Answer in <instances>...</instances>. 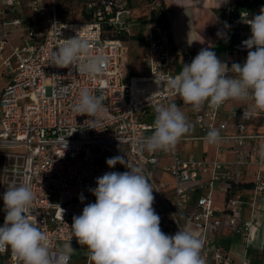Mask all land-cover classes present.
<instances>
[{
	"label": "built area",
	"instance_id": "obj_1",
	"mask_svg": "<svg viewBox=\"0 0 264 264\" xmlns=\"http://www.w3.org/2000/svg\"><path fill=\"white\" fill-rule=\"evenodd\" d=\"M23 5L42 23L29 26L22 45L2 55L10 44V32L23 26ZM161 5L156 0L152 9L157 11ZM261 7L264 0H228L226 23L230 28L224 27V62L229 67L246 61L248 49L242 42L251 36V30L242 18L258 15ZM83 17L60 21L55 0L50 6H45L44 0H0V71L6 73V82L0 87V226L5 218L3 193L9 185L26 181L35 195L32 214L47 235L50 249L55 251L70 241L73 248L86 251V264H90L86 247L72 238L70 226L85 205L95 202L89 189L97 186V177L128 170L119 163L113 168L106 164V159L120 155L143 168L154 189L153 208L164 233L174 235L181 229L201 238L205 264H251L246 254L241 262H234L216 235L228 229L240 235L247 246L264 249V160L258 154L259 145L264 143V112L242 119L246 103L229 100L217 110L205 103L197 112L189 105L187 117L182 99L160 81L177 75L189 61H180L173 40L159 31L155 21H150L145 70L130 75L124 84L121 66L134 22L131 1L88 0L83 4ZM77 34L90 42L94 52L108 57L102 75L89 77L75 67L49 65L50 52L63 43L62 39ZM59 85L68 86V93L55 97L52 92ZM82 87L104 97L96 129L84 124L90 119L87 115L73 111ZM161 103H175L195 133L182 137L172 151L140 153L134 141L152 134L154 107ZM212 128L222 137L215 144L214 155L191 151L185 156L180 142L206 140ZM157 170L162 171L160 179ZM218 194L222 199L215 206ZM247 204L251 206L250 217L245 215ZM258 207L263 208L260 216ZM259 225H263V233L258 239L255 231ZM73 256L74 251L70 264H80ZM0 261L22 264L10 248L0 251Z\"/></svg>",
	"mask_w": 264,
	"mask_h": 264
},
{
	"label": "clouds",
	"instance_id": "obj_2",
	"mask_svg": "<svg viewBox=\"0 0 264 264\" xmlns=\"http://www.w3.org/2000/svg\"><path fill=\"white\" fill-rule=\"evenodd\" d=\"M242 19L251 30V36L242 42L248 49L242 65L233 63L229 67L214 51L203 48L177 75L160 83L166 84L173 95H178L185 105L197 112L205 103L217 110L229 100L246 103L242 119L264 112V7L258 15L251 18L245 15ZM225 27L230 28V25L225 22ZM217 35L225 38L227 33L218 31ZM60 36L61 32L58 38ZM62 40L63 43L50 52L49 65L75 67L79 74L89 77L105 72L108 57L103 52H94L88 40L78 34ZM67 93L68 86L59 85L52 95L60 97ZM103 101V96L82 87L73 111L87 115L90 119L84 124L96 129L104 111ZM154 112L152 134L134 141L140 153L172 151L192 130L185 113L175 103L158 104ZM205 139L209 144H217L222 137L218 129L212 128ZM258 154L264 160V143L259 145ZM118 163L128 170L110 171L97 177V186L89 189L95 202L85 205L82 213L73 217L70 226L72 238L86 247L90 264H205L201 238L187 230L179 229L174 235L161 230V218L153 208L154 189L143 168L120 155L106 159L109 168ZM34 199V192L26 181L9 185L3 193L5 218L0 226V251L10 248L22 264H70L74 248L69 241L55 251L50 249L47 235L32 214ZM79 199L85 200L82 193Z\"/></svg>",
	"mask_w": 264,
	"mask_h": 264
},
{
	"label": "crops",
	"instance_id": "obj_3",
	"mask_svg": "<svg viewBox=\"0 0 264 264\" xmlns=\"http://www.w3.org/2000/svg\"><path fill=\"white\" fill-rule=\"evenodd\" d=\"M52 2L53 0H44V5L50 6ZM165 2L170 10V32L173 43L179 51L180 61H189L190 64L201 49L208 48L209 50L214 51L216 56L224 62L227 36L221 38L217 35V32L220 31L226 33L224 27L228 0H165ZM33 15L37 17L35 12L29 10L23 5V10L21 11L23 26L22 28L13 29L10 32V44L2 55H9L12 52L13 47L22 45L23 38L26 35L29 26H38L42 23V20L39 17L37 18L40 19L41 23H35ZM2 71L3 70L0 71V87L6 82V73ZM182 107L188 117L190 112L189 105L183 103ZM194 133L195 131L191 130L189 134ZM192 141H202V139ZM185 143L186 142H180V147L184 155L187 156L190 152L185 154L183 149ZM195 153L213 156V153L205 151L204 149L201 150V153ZM223 157L226 156L224 155ZM161 175L162 171L157 170V179H160ZM248 176L251 177V173H248ZM250 198L251 195L249 194L247 199ZM258 208V216H260L263 208ZM251 214V206L250 204H247L245 215L246 217H250ZM263 225H259L255 231L258 239L262 236ZM216 240L230 250L234 262H241L243 256L246 254L249 257L251 264H264V249L251 245L247 246L240 235H236L228 229H223L216 235Z\"/></svg>",
	"mask_w": 264,
	"mask_h": 264
},
{
	"label": "rangeland",
	"instance_id": "obj_4",
	"mask_svg": "<svg viewBox=\"0 0 264 264\" xmlns=\"http://www.w3.org/2000/svg\"><path fill=\"white\" fill-rule=\"evenodd\" d=\"M132 2V8L134 12V22L132 23L131 34L132 38L127 42V49L124 64L121 66V76L122 82L127 84L128 77L133 74H142L145 70L144 65V54L147 48L148 43V32L150 28V21H146L151 14L152 3L156 0H130ZM161 1V0H157ZM70 0H56V5L59 12L65 16L67 6ZM81 2V0H79ZM73 11H75L76 20H82L83 15L80 11L82 9V4L73 1ZM39 17V16H37ZM33 15V20L35 23L40 24L41 21L39 18ZM41 31V30H40ZM1 83V82H0ZM215 144H209L206 140L202 141H190L186 142L184 145V152L188 154L191 151L201 153V150L208 151L214 155V146ZM189 153V154H190ZM217 191H215V195ZM219 199H222L221 194L215 197V206L216 202ZM86 251L79 246L74 247V256L73 260L80 264H86L88 262L87 256H84Z\"/></svg>",
	"mask_w": 264,
	"mask_h": 264
},
{
	"label": "trees",
	"instance_id": "obj_5",
	"mask_svg": "<svg viewBox=\"0 0 264 264\" xmlns=\"http://www.w3.org/2000/svg\"><path fill=\"white\" fill-rule=\"evenodd\" d=\"M73 1H76L78 4L79 3L82 4V9L80 11L82 12V15H83V4L88 0H81V2H79V0H70L67 6L65 16H63L61 12H59L58 7L56 5V0H55L56 14L60 21H79V20H76V17H75L76 13H74L75 11H73V8H74ZM161 3L162 5L160 8H158L157 11L155 9H152L150 17L146 19V21L157 22L159 31L166 33L172 39L171 32H170V21H169L170 10L166 5L165 0H161ZM82 20H84V17Z\"/></svg>",
	"mask_w": 264,
	"mask_h": 264
}]
</instances>
